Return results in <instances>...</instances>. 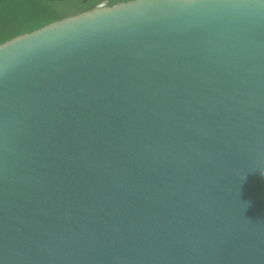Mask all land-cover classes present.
Returning a JSON list of instances; mask_svg holds the SVG:
<instances>
[{
	"label": "water",
	"instance_id": "water-1",
	"mask_svg": "<svg viewBox=\"0 0 264 264\" xmlns=\"http://www.w3.org/2000/svg\"><path fill=\"white\" fill-rule=\"evenodd\" d=\"M0 264H264V0L0 43Z\"/></svg>",
	"mask_w": 264,
	"mask_h": 264
},
{
	"label": "trees",
	"instance_id": "trees-1",
	"mask_svg": "<svg viewBox=\"0 0 264 264\" xmlns=\"http://www.w3.org/2000/svg\"><path fill=\"white\" fill-rule=\"evenodd\" d=\"M98 0H0V43L91 8ZM119 0H109L113 4Z\"/></svg>",
	"mask_w": 264,
	"mask_h": 264
},
{
	"label": "flooded vegetation",
	"instance_id": "flooded-vegetation-1",
	"mask_svg": "<svg viewBox=\"0 0 264 264\" xmlns=\"http://www.w3.org/2000/svg\"><path fill=\"white\" fill-rule=\"evenodd\" d=\"M126 1H129V0H119V1H116L115 3L126 2ZM83 2H87V0L86 1L83 0ZM115 3H113V4H115ZM108 5H110L109 4V0H98L97 2H95L94 4H92V6H91L90 9L96 8V7H100V6H108Z\"/></svg>",
	"mask_w": 264,
	"mask_h": 264
}]
</instances>
